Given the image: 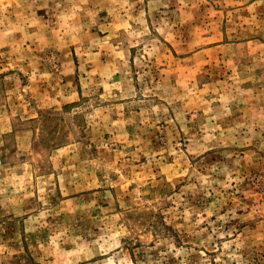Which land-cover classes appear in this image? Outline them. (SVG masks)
I'll return each instance as SVG.
<instances>
[{
	"label": "rangeland",
	"instance_id": "1",
	"mask_svg": "<svg viewBox=\"0 0 264 264\" xmlns=\"http://www.w3.org/2000/svg\"><path fill=\"white\" fill-rule=\"evenodd\" d=\"M0 264H264V0H0Z\"/></svg>",
	"mask_w": 264,
	"mask_h": 264
}]
</instances>
